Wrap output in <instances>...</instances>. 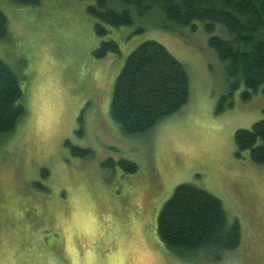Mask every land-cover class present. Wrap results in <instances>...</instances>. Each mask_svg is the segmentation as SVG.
I'll list each match as a JSON object with an SVG mask.
<instances>
[{
    "label": "rangeland",
    "instance_id": "rangeland-1",
    "mask_svg": "<svg viewBox=\"0 0 264 264\" xmlns=\"http://www.w3.org/2000/svg\"><path fill=\"white\" fill-rule=\"evenodd\" d=\"M95 0H0L8 35L0 57L19 77L27 113L0 135V264H264V165L237 153L235 131L264 118V84L250 95L208 44L204 22L168 29L156 17L97 31ZM214 32L223 34L216 24ZM113 39L119 51L97 57ZM163 43L190 74L189 101L150 130L127 134L112 116L114 84L141 42ZM232 91V94L229 95ZM233 106L217 111L221 97ZM91 148L74 155L67 141ZM108 158L135 171L105 165ZM189 182L221 199L240 245L215 259L183 257L158 234L175 187Z\"/></svg>",
    "mask_w": 264,
    "mask_h": 264
},
{
    "label": "trees",
    "instance_id": "trees-1",
    "mask_svg": "<svg viewBox=\"0 0 264 264\" xmlns=\"http://www.w3.org/2000/svg\"><path fill=\"white\" fill-rule=\"evenodd\" d=\"M88 11L98 20L101 35L107 30L104 23L129 25L135 17H156L154 24L168 29L200 20L210 33V48L224 63L227 75L235 79L232 91L243 81L248 89L244 95L249 96L251 90L264 84V0H95ZM218 23L223 27L221 35L214 32ZM7 35L8 18L0 9V39ZM112 50L119 51V45L109 39L95 54L103 57ZM190 88L185 64L158 40H144L131 51L115 80L112 116L125 133H144L179 111L189 101ZM226 98H220L218 112L233 106L232 101L226 104ZM26 113L19 77L0 57V135L11 133ZM234 137L239 155L249 150L251 159L264 165V118L251 128H237ZM67 144L74 155L93 154L91 148L78 147L69 140ZM105 165L137 169V164L126 158H108ZM158 234L173 253L187 257L206 250L215 259L236 249L242 237L239 221H229L221 199L189 182L178 184L164 203L158 216Z\"/></svg>",
    "mask_w": 264,
    "mask_h": 264
}]
</instances>
